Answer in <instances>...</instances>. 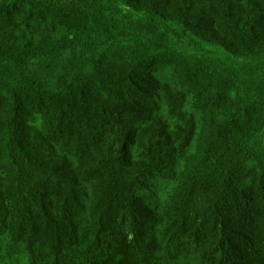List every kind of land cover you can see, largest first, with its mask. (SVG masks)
Wrapping results in <instances>:
<instances>
[{"label": "trees", "instance_id": "obj_1", "mask_svg": "<svg viewBox=\"0 0 264 264\" xmlns=\"http://www.w3.org/2000/svg\"><path fill=\"white\" fill-rule=\"evenodd\" d=\"M0 264H264V0H0Z\"/></svg>", "mask_w": 264, "mask_h": 264}, {"label": "bare ground", "instance_id": "obj_2", "mask_svg": "<svg viewBox=\"0 0 264 264\" xmlns=\"http://www.w3.org/2000/svg\"><path fill=\"white\" fill-rule=\"evenodd\" d=\"M234 215V214H233Z\"/></svg>", "mask_w": 264, "mask_h": 264}]
</instances>
